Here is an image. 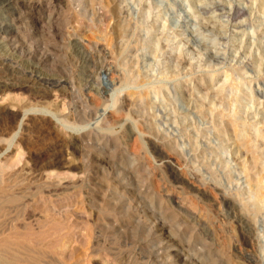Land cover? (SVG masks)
<instances>
[{
    "label": "rangeland",
    "instance_id": "rangeland-1",
    "mask_svg": "<svg viewBox=\"0 0 264 264\" xmlns=\"http://www.w3.org/2000/svg\"><path fill=\"white\" fill-rule=\"evenodd\" d=\"M14 3L0 264H264V0Z\"/></svg>",
    "mask_w": 264,
    "mask_h": 264
},
{
    "label": "bare ground",
    "instance_id": "bare-ground-1",
    "mask_svg": "<svg viewBox=\"0 0 264 264\" xmlns=\"http://www.w3.org/2000/svg\"><path fill=\"white\" fill-rule=\"evenodd\" d=\"M15 2V0H0V8H4V9H6V10H8L9 11V13H7L8 15H6V16H3L1 19H0V32H5V31H7V30H10L11 29V27H16V23L20 20V12H19V10H18V8H15L14 7V3ZM1 17V16H0ZM9 32V31H8ZM8 35V34H7ZM15 35V34H14ZM13 35V36H14ZM17 37V36H16ZM14 39V38H13ZM38 72H39V70H38ZM35 73V72H34ZM38 76V75H37ZM40 76V75H39ZM38 76V77H39ZM105 78V77H104ZM39 79H41V78H39ZM6 85H8V84H6V82L3 80H0V87H2V86H6ZM219 92V91H218ZM238 99V98H237ZM139 103V102H138ZM237 116V115H236ZM234 117V116H233ZM234 120H235V118H234ZM235 121H237V117H236V120ZM237 126V125H236ZM238 128V127H237ZM223 129V128H222ZM240 129V128H239ZM219 130H220V128H219ZM222 131V130H221ZM260 133V132H259ZM258 134V133H257ZM259 135V134H258ZM263 136V135H262ZM75 139V138H74ZM253 139V138H252ZM77 141V140H76ZM72 142L73 143H75V141L74 140H72ZM249 141H247V143H248ZM254 157V156H253ZM257 163H258V161H257ZM47 175H50V174H47ZM258 175V174H257ZM255 179V180H254ZM253 181H256L255 182V184L257 183L258 185H260V187L258 186V192H257V194H258V199H259V201L260 200H263L264 201V186H263V188H262V186H261V184L260 183H262L261 182V178H257V176L255 177V178H253ZM257 184L255 185L256 187H257ZM262 185H264L263 183H262ZM257 194H255V195H257ZM255 197V196H254ZM1 201H2V199H1ZM4 201V200H3ZM2 201V202H3ZM256 201V200H255ZM5 202H6V200H5ZM258 204V203H257ZM256 204V205H257ZM0 207H2V206H0ZM5 207V206H4Z\"/></svg>",
    "mask_w": 264,
    "mask_h": 264
}]
</instances>
